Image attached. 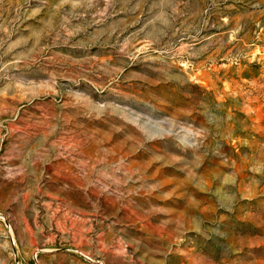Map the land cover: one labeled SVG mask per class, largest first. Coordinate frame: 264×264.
I'll use <instances>...</instances> for the list:
<instances>
[{"label":"rangeland","instance_id":"1","mask_svg":"<svg viewBox=\"0 0 264 264\" xmlns=\"http://www.w3.org/2000/svg\"><path fill=\"white\" fill-rule=\"evenodd\" d=\"M0 264H264V0H0Z\"/></svg>","mask_w":264,"mask_h":264}]
</instances>
